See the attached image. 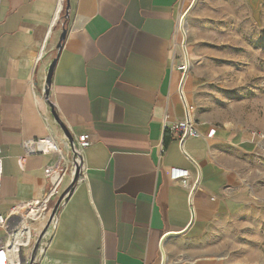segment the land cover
<instances>
[{
	"label": "crops",
	"instance_id": "crops-1",
	"mask_svg": "<svg viewBox=\"0 0 264 264\" xmlns=\"http://www.w3.org/2000/svg\"><path fill=\"white\" fill-rule=\"evenodd\" d=\"M261 2L70 0L64 22L65 0H0V215L51 189L44 169L55 158H20L24 141L66 142L43 98L63 23L48 101L73 139L90 137L36 264H224L203 236L249 206L232 156L242 138L187 110L177 28L186 15L193 39L197 30L209 37L231 30L238 7L256 15ZM187 116L201 137L181 144L162 125ZM71 180L63 176L51 211Z\"/></svg>",
	"mask_w": 264,
	"mask_h": 264
},
{
	"label": "rangeland",
	"instance_id": "rangeland-1",
	"mask_svg": "<svg viewBox=\"0 0 264 264\" xmlns=\"http://www.w3.org/2000/svg\"><path fill=\"white\" fill-rule=\"evenodd\" d=\"M237 12L231 30H215L209 37L197 30L199 45L185 17L192 108L216 128L242 138L232 156L251 199L246 210L203 237L224 264H264V0L256 15L245 7Z\"/></svg>",
	"mask_w": 264,
	"mask_h": 264
},
{
	"label": "built area",
	"instance_id": "built-area-1",
	"mask_svg": "<svg viewBox=\"0 0 264 264\" xmlns=\"http://www.w3.org/2000/svg\"><path fill=\"white\" fill-rule=\"evenodd\" d=\"M180 22L177 31L184 34ZM183 55L184 53H181L180 62L175 68L181 75L186 72L188 64V60ZM187 110L191 111L192 107L187 108ZM162 128L174 135L178 143H182L186 138L197 139L201 137L188 116L183 121H164ZM65 141L60 145L52 136H46L22 143L24 155L20 158L21 163H24L28 157L36 155H51L55 158L53 164L44 169L45 176L50 180L51 189L44 198L23 202L10 208L6 215H0V231L4 234V237L0 240V264H20L21 256H25V253L30 255L34 242L48 224L52 212L48 207L50 199L61 187L63 176L72 175L76 164L80 166L81 154L90 146L88 135H80L76 140L74 139L72 145L66 138ZM67 157L69 159L68 164L63 166V162ZM57 171L58 173H56ZM56 174L58 176L51 181ZM1 182L2 160L0 158V191ZM182 183L186 185V179ZM53 222L54 220L50 224H53ZM11 257L15 259L12 260Z\"/></svg>",
	"mask_w": 264,
	"mask_h": 264
},
{
	"label": "water",
	"instance_id": "water-1",
	"mask_svg": "<svg viewBox=\"0 0 264 264\" xmlns=\"http://www.w3.org/2000/svg\"><path fill=\"white\" fill-rule=\"evenodd\" d=\"M69 11H70V0H65V9H64V15L62 20L64 22H66L69 18ZM186 15H184L181 19V27H183V22L185 19ZM67 30L65 29V24L63 23L62 25V31L58 40V43L56 45L55 51H56V56L53 59V61L51 62L49 69H48V73H47V77H46V81H45V87H44V91H43V98L45 100V102L49 105L50 107V112L51 115L55 121V123L58 125V127L60 128L61 132L63 133V135L65 136V138L68 140V142L72 145L74 143V139L72 138V136L69 134V132L67 131L66 127L60 122V120L58 119L52 105L49 103L48 101V93H49V87H50V83H51V78H52V74H53V69L55 67V63L57 61V57L61 51L62 48V44L65 40V36H66ZM183 53L185 55V58L187 60V54L185 52V46L183 43ZM187 71L184 73V75L182 76V79H185ZM182 144V143H181ZM81 176L80 173V166L77 164L74 166V170L73 173L71 175V183L70 185L63 191V193L60 195L59 199L57 200L54 208L52 209V212L50 214L49 220H48V224L47 226L43 229V231L41 232V234L39 235V237L37 238V240L34 242L32 250L30 255L28 256L29 259V263L28 264H36V256H37V252L39 249V244H40V239L43 236V234L45 233L47 227L49 226V224L55 219V216L57 215L59 208L61 206V204L65 201V199L67 198V196L71 193L73 187L75 186V184L77 183L79 177ZM21 261H25V256H21Z\"/></svg>",
	"mask_w": 264,
	"mask_h": 264
},
{
	"label": "bare ground",
	"instance_id": "bare-ground-1",
	"mask_svg": "<svg viewBox=\"0 0 264 264\" xmlns=\"http://www.w3.org/2000/svg\"><path fill=\"white\" fill-rule=\"evenodd\" d=\"M12 260H14L15 258L14 257H11Z\"/></svg>",
	"mask_w": 264,
	"mask_h": 264
},
{
	"label": "trees",
	"instance_id": "trees-1",
	"mask_svg": "<svg viewBox=\"0 0 264 264\" xmlns=\"http://www.w3.org/2000/svg\"><path fill=\"white\" fill-rule=\"evenodd\" d=\"M63 14H64V12H63Z\"/></svg>",
	"mask_w": 264,
	"mask_h": 264
}]
</instances>
